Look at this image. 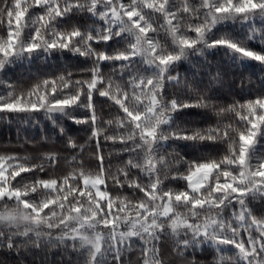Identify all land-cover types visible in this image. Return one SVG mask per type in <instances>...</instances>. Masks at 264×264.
<instances>
[{"label":"snow or ice","instance_id":"obj_1","mask_svg":"<svg viewBox=\"0 0 264 264\" xmlns=\"http://www.w3.org/2000/svg\"><path fill=\"white\" fill-rule=\"evenodd\" d=\"M0 133V264H264V0H0Z\"/></svg>","mask_w":264,"mask_h":264},{"label":"trees","instance_id":"obj_2","mask_svg":"<svg viewBox=\"0 0 264 264\" xmlns=\"http://www.w3.org/2000/svg\"><path fill=\"white\" fill-rule=\"evenodd\" d=\"M251 71L253 72V78H255V75L258 74V70L251 69ZM0 135H3V133H0Z\"/></svg>","mask_w":264,"mask_h":264}]
</instances>
